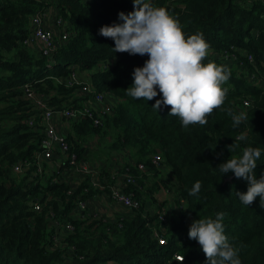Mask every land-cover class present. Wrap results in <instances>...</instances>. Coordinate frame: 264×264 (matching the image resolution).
<instances>
[{
	"label": "trees",
	"instance_id": "1",
	"mask_svg": "<svg viewBox=\"0 0 264 264\" xmlns=\"http://www.w3.org/2000/svg\"><path fill=\"white\" fill-rule=\"evenodd\" d=\"M145 2L166 8L186 38L203 35L209 45L204 64L236 68L226 66L230 75L222 86L227 89L224 103L206 117L205 125L185 127L179 117L169 115L170 106L159 111L152 107L162 100L158 87L157 96L149 101L127 94L134 83V69L143 67L149 56L115 53L114 40L99 32L103 26L122 24L118 14L133 12L134 0H0V264H206L198 241L178 233L189 232L186 221L192 225L197 219L215 220L218 213H224V234L238 250L241 264H264V202L257 196L245 206L237 193L247 192L248 181L232 172L223 175L219 168L253 147L261 151L257 179L264 175V88L247 79L255 70L257 79L264 81V2ZM46 9L65 22L69 33L49 59L22 43L29 34L30 15ZM240 53L250 55L252 64ZM72 68L87 73L95 91L110 96L114 104L100 127L94 128L88 120L71 124L65 133L70 148L87 157L85 153L90 152L84 146L96 137L106 155L126 151L131 159L123 167L133 181L123 191L138 207L115 222L71 218L81 187L65 196V184H52L51 177L35 173L33 156L41 131L25 125L32 110L21 88L27 85L54 110L78 107L82 99L64 85ZM244 100L249 101L246 108ZM229 110L244 112L246 121L234 126ZM241 132L247 133L245 140L237 139ZM23 162L29 163L28 168L14 174L12 166ZM139 165L143 171L137 170ZM164 167L173 180L171 187L156 180ZM197 181L200 191L189 195ZM159 184L171 195L170 204L178 216L176 224L163 226V245H158L152 232L162 225L158 216H173L172 211L165 212L169 201L146 210L156 204ZM89 193L81 200L89 198ZM35 201L42 205L39 213L30 208ZM50 214L72 224V232L63 238L67 246L53 244V230L45 217ZM175 253L182 256L181 261L173 260Z\"/></svg>",
	"mask_w": 264,
	"mask_h": 264
},
{
	"label": "clouds",
	"instance_id": "2",
	"mask_svg": "<svg viewBox=\"0 0 264 264\" xmlns=\"http://www.w3.org/2000/svg\"><path fill=\"white\" fill-rule=\"evenodd\" d=\"M134 11L127 15L118 14L122 24L103 26L99 34L114 40L116 52L144 56L149 59L143 67L134 69V83L127 94L137 100L147 101L157 96V87L162 100L152 106L158 111L170 106L169 115L177 116L183 126L207 124V116L221 107L227 89L223 84L229 79L228 69L215 62L204 64L209 45L202 34L185 37L177 19L166 8L155 7L145 0H134ZM234 126L246 121V114L233 113ZM247 133L241 132L238 140H245ZM230 152L233 144L228 146ZM261 156L258 148L247 147L242 157L228 159L219 168L223 175L234 173L249 183L246 193H237L245 206H250L257 196L264 202V175L259 179L255 174L257 160ZM201 182L197 181L189 195L197 194ZM224 213L216 219H197L189 229V238L197 240L206 256V264H241L238 250L228 242L224 234Z\"/></svg>",
	"mask_w": 264,
	"mask_h": 264
},
{
	"label": "built area",
	"instance_id": "3",
	"mask_svg": "<svg viewBox=\"0 0 264 264\" xmlns=\"http://www.w3.org/2000/svg\"><path fill=\"white\" fill-rule=\"evenodd\" d=\"M251 2L253 0H243ZM264 2V0H261ZM51 9L39 10L30 15L28 19L29 34L22 42L29 49L37 44V54L45 59L51 56L66 43L69 33L65 22L56 17ZM51 21L52 26L48 27ZM249 64H252L251 56L240 53ZM235 60V58H234ZM76 71L71 69L68 77L64 81L67 88L73 89L76 98L82 99L78 107H68L61 110H54L47 105L45 98L35 95L27 85H23V99L27 101L32 110V115L25 120V125L29 129L38 128L41 131V139L38 143V150L33 156L35 173L38 175L45 174L51 177L50 183H63L67 187L65 196L71 195L77 188L81 187V193L76 197L74 213L71 218L84 220L89 216H100L88 211V202L91 198H106L109 203L117 205L127 211L136 210L138 204L129 194L124 193V186L132 183V179L124 172L123 165L117 170L106 171L104 163L89 162L86 157L78 156L65 139V133L70 130L71 124H77L82 120H88L94 128L100 127L104 116L110 114L112 103H109L106 96L98 93L91 86L88 80L77 79ZM256 71L248 73V82L264 88V81L257 79ZM244 108L249 106V101L242 102ZM57 122H61V126ZM90 144L84 146L89 148ZM157 159L152 162L156 164ZM29 163H17L12 166V172L21 175L27 169ZM137 170L143 171L141 165ZM91 196L86 200H81L82 195ZM48 197H50L48 195ZM48 200L45 199L46 202ZM31 210L39 213L42 205L38 202L31 204ZM47 225L53 230L52 241L55 246H67L63 238L72 232L73 226L67 221L60 219L59 216L51 214L45 216ZM161 224H165L164 216H158ZM163 226L158 230H153L152 237L158 245L165 242L162 233ZM73 249L72 246H68ZM173 260L181 261L182 256L178 253L173 254Z\"/></svg>",
	"mask_w": 264,
	"mask_h": 264
},
{
	"label": "crops",
	"instance_id": "4",
	"mask_svg": "<svg viewBox=\"0 0 264 264\" xmlns=\"http://www.w3.org/2000/svg\"><path fill=\"white\" fill-rule=\"evenodd\" d=\"M50 12H52V11L50 10ZM47 25H48V27H51L52 26L51 21H49ZM34 44L35 45L33 47H35V48H32L31 50H34L37 53V44L36 43H34ZM78 75L80 77L79 79H82L84 81L87 80V76H88L87 73L81 72V73H78ZM105 98L107 99V101L109 103H112V106H113L114 101H112L111 97L106 96ZM57 123L59 126H61V122H57ZM89 144H90V146L88 148L89 149L88 152H90V153H87V154L85 153V155H87V157L95 159L99 156L100 152H102V154L104 152L106 153V149L100 148L101 145L99 144V141L97 140L96 137H94ZM108 155H109V153H108ZM102 156H103V159L98 160V161H101L104 163L103 165L105 166L106 171L107 170L108 171L117 170L122 165L124 166L125 163H127V164L131 163V159L128 156V153L124 152V151H120L116 154L109 155L110 160L108 162L106 161L107 160L106 156L105 155H102ZM155 199H156V204L152 205L151 207L146 208V210L151 211V210L155 209L154 207L156 205L161 204L162 202L169 201V199H171V196L168 195V193H166L164 190H160L158 195L155 196ZM170 201H169V203H170ZM87 205H88L87 209L89 212L100 215V216H89L87 218L88 220L95 219V220H100L103 222H105V221L106 222H115L116 220H120V219H124V218L128 217L126 215L128 214L129 211L122 209L121 207H119L117 205L109 203V201L103 197L91 198V200H89ZM170 207H171V204H170ZM167 208H169V206H167ZM171 211L175 215L176 210L171 208ZM169 217H170L169 218V220H170L169 224L174 225L178 222V216H169ZM185 225L187 227H190L191 224L189 221H186Z\"/></svg>",
	"mask_w": 264,
	"mask_h": 264
},
{
	"label": "rangeland",
	"instance_id": "5",
	"mask_svg": "<svg viewBox=\"0 0 264 264\" xmlns=\"http://www.w3.org/2000/svg\"><path fill=\"white\" fill-rule=\"evenodd\" d=\"M226 66H229V67H232L231 65H229V64H226L225 65V67ZM232 68H234V67H232ZM235 70H236V68H234ZM76 76H77V79L78 78H80L79 77V75H78V73H76ZM124 152H126V151H124ZM102 155H105L106 156V158H107V162L110 160V156L109 155H106V153L104 152L103 154H102V152H100V154H99V156L97 157V158H95V159H93V158H89V157H86L87 158V160L89 161V162H93V161H97V162H101V161H98V160H102L103 159V156ZM105 158V157H104ZM103 163V162H102ZM156 180H161V181H163L164 183H166V186H172V185H174V183H173V180H171V177H170V172H169V169L167 168V167H164L163 168V170L162 171H160L159 172V174L157 175V179ZM170 186V187H171ZM160 190H163L162 189V187L160 186V184H159V187H158V190H157V192L155 193V196H157L158 195V193H159V191ZM171 196V195H170ZM173 198V197H172ZM169 201H170V199H169ZM171 202V201H170ZM154 205H155V203H154ZM167 206H169V208H166ZM165 208H166V211L165 212H169V211H171V208L172 207H170V203L168 202L165 206H164ZM164 215V217H165V220H166V222H165V224H163V225H161V226H165V225H169V216H166L164 213L162 214V216ZM173 216H177L176 215V212H175V215L174 214H172ZM164 228V227H163ZM189 234V232H186V231H181V232H179L178 233V235L179 236H183V235H188Z\"/></svg>",
	"mask_w": 264,
	"mask_h": 264
}]
</instances>
